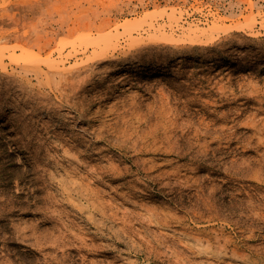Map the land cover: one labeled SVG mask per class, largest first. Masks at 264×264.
I'll use <instances>...</instances> for the list:
<instances>
[{
  "label": "rangeland",
  "instance_id": "obj_1",
  "mask_svg": "<svg viewBox=\"0 0 264 264\" xmlns=\"http://www.w3.org/2000/svg\"><path fill=\"white\" fill-rule=\"evenodd\" d=\"M0 264H264V0H0Z\"/></svg>",
  "mask_w": 264,
  "mask_h": 264
}]
</instances>
